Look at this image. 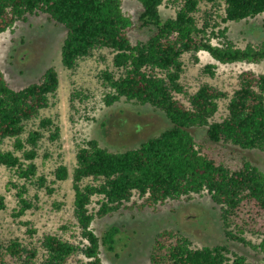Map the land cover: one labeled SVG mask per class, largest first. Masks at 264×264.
Masks as SVG:
<instances>
[{
    "label": "trees",
    "instance_id": "trees-1",
    "mask_svg": "<svg viewBox=\"0 0 264 264\" xmlns=\"http://www.w3.org/2000/svg\"><path fill=\"white\" fill-rule=\"evenodd\" d=\"M140 4V28L149 29L146 41L130 42L131 19L122 12V0H0V35L28 17L43 14L48 21L61 26L66 36L61 48V65L67 71L90 58L94 52L113 53L112 64L119 75L102 74L107 92L106 107L120 101L149 106L162 113L170 127L141 142L136 148L110 152L96 140L85 142L75 156L71 172L74 193L73 207L81 236L86 241L82 254L86 264H102L100 248L112 252L118 229L110 228L101 238L91 230L95 219H102L121 210H157L168 202L191 200L206 195L222 210L224 234L229 242L250 247L264 254V239L252 244L243 234L229 231L228 220L235 218L245 206H252L264 215V173L247 159H241L237 170L217 164L197 145L191 133L206 128L212 144H223L242 151L264 153V75L242 72L237 88L229 96L208 84L189 93L181 84L184 55L206 53L220 65L264 62V42L238 48L227 37V23H238L264 15V0H181L173 18L163 20L159 9L164 1L134 0ZM221 5L222 12L200 23L197 14L201 3ZM197 62V58H194ZM215 66L207 65L203 72L213 76ZM59 86L58 73L48 68L38 83L15 91L6 83L0 70V142L14 140L17 151L24 150L20 137L25 123L36 119L49 108L50 99ZM227 100L226 115L215 121L218 103ZM42 129L53 128V139L59 129L49 120L40 123ZM41 134L33 132L27 142L31 149L23 153L26 166L12 151H0V167L13 170L28 180L37 173L33 163ZM69 178L67 168L60 165L56 181ZM44 187V178H39ZM52 191V190H51ZM50 192V190H49ZM18 190L22 216L32 206ZM94 204L96 210L90 209ZM5 210L0 196V211ZM20 246L13 242L8 253L19 257ZM46 258L41 264H71L69 260L79 248L57 237L43 238ZM31 258L36 256L31 252ZM0 254V264H3ZM148 264H249L227 245L195 248L178 231L164 230L152 244Z\"/></svg>",
    "mask_w": 264,
    "mask_h": 264
},
{
    "label": "rangeland",
    "instance_id": "rangeland-1",
    "mask_svg": "<svg viewBox=\"0 0 264 264\" xmlns=\"http://www.w3.org/2000/svg\"><path fill=\"white\" fill-rule=\"evenodd\" d=\"M220 3V0H217ZM181 0L164 1L159 12L163 20L173 18ZM197 17L203 23L209 16L222 12V6L201 3ZM122 12L132 21L128 36L132 44L146 41L151 32L140 28L138 21L142 12L140 4L134 0H122ZM227 37L238 48L247 44L264 42V15L238 23H227ZM66 36L63 27L48 21L43 14L28 17L26 22L17 23L0 35V70L7 85L15 91L38 83L45 71L52 67L58 73L59 86L50 99L49 108L42 110L38 117L25 123L20 140L24 150L17 151L14 140L0 142V151H12L24 166L29 164L23 153L31 149L27 142L33 132L41 134L34 150L33 161L37 167L34 177L24 180L13 170L0 167V196L5 210L0 211V254L3 264H41L46 258L43 238L57 237L79 248V253L69 260L71 264H86L82 254L86 241L75 217L74 193L71 186V172L75 167V156L85 142L96 140L102 148L110 152H123L136 148L141 142L170 127L166 117L149 106H138L120 101L106 107L103 98L107 92L102 74L110 72L119 75L112 64L113 53L99 50L90 58L79 61L72 71L61 65V48ZM197 58V62L194 61ZM184 73L181 84L189 93H194L201 85L208 84L232 95L237 88L242 72L251 71L264 75V62L256 65H220L206 53L184 55ZM207 65H214V75L203 72ZM228 101L218 103L214 117L220 121L226 115ZM49 120L59 129V138L53 139V128L42 129L40 123ZM197 145L203 153L217 164L230 170H237L241 159H247L264 173V153L242 151L238 148L212 144L206 136V128L191 130ZM63 165L69 172L66 181L55 179V171ZM44 178V187L39 178ZM23 189V198L32 206L22 216L19 211L18 190ZM50 190V192H49ZM52 190V191H51ZM92 204L90 209L96 210ZM229 231L236 233L242 229L252 244L258 245L264 239V215L252 206L242 207L235 218L228 220ZM118 229L114 249L100 248L102 264H148L149 253L156 236L164 230L178 231L188 238L195 248L227 245L230 250L247 259L249 264H264V254L229 242L224 234L222 210L208 196H195L188 201L168 202L157 210H121L112 216L95 219L91 230L101 238L110 228ZM17 242L19 257L11 256L7 248ZM31 252H35L34 259Z\"/></svg>",
    "mask_w": 264,
    "mask_h": 264
}]
</instances>
